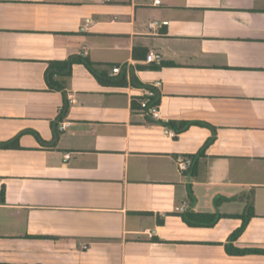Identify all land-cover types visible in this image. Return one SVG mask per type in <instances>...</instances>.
I'll return each instance as SVG.
<instances>
[{"label":"crops","instance_id":"crops-1","mask_svg":"<svg viewBox=\"0 0 264 264\" xmlns=\"http://www.w3.org/2000/svg\"><path fill=\"white\" fill-rule=\"evenodd\" d=\"M72 56L106 83L75 64L49 89L48 63ZM156 82L159 119L141 105ZM14 139L0 264H264L226 247L253 195L233 245L264 249V0H0V144ZM184 212L231 217L190 226Z\"/></svg>","mask_w":264,"mask_h":264},{"label":"trees","instance_id":"trees-1","mask_svg":"<svg viewBox=\"0 0 264 264\" xmlns=\"http://www.w3.org/2000/svg\"><path fill=\"white\" fill-rule=\"evenodd\" d=\"M75 64L84 65L96 78L100 83L105 84L106 81L104 79V75L101 74L98 70V65L92 62L87 57L80 56H72L64 61H51L48 63V67L45 72V80L49 89L56 91H65L67 86L68 79L72 76L73 66ZM68 102H65V108L67 107ZM168 127L174 129L177 133H182L189 129L192 125H199L203 127H208L214 133H216V128L210 124L203 122H167L165 123ZM215 137H211L208 139L204 147L194 155L190 157L193 160L200 159L205 156V152L207 147L213 143ZM0 147L5 149H18L19 141L18 139H14L12 141H8L6 143H1ZM255 215L254 211V201L253 195H250L249 203L245 209V212L242 215H238L239 218L242 219L243 223L240 228H238L230 237L229 243L226 245L227 251L231 255H246V254H263L264 249H239L236 248L233 243L237 241V239L241 236V234L245 231L248 223L251 218ZM183 220L190 226H206L211 227L217 223L220 217H231L230 215H218L211 213H195V212H184L182 214Z\"/></svg>","mask_w":264,"mask_h":264},{"label":"built area","instance_id":"built-area-1","mask_svg":"<svg viewBox=\"0 0 264 264\" xmlns=\"http://www.w3.org/2000/svg\"><path fill=\"white\" fill-rule=\"evenodd\" d=\"M162 4V0H154V5L155 6H159ZM153 26V25H151ZM162 61V56L159 53H155V52H150L149 55L147 56V62L148 63H154V62H161ZM121 71V68L119 67H115L113 69V73L117 74ZM162 86V82H156L154 88H150L148 90H146V99L142 100L141 105L143 107V109H145L152 117L159 119L160 117V107L157 105H151V100L150 98L155 97L156 96V89H160ZM70 123L69 122H64L61 124L60 129L61 130H65L67 127H69ZM66 160H68L69 158H71L70 154H67L65 156ZM192 164V159L187 158V159H183V160H179L178 161V168L181 171H185L187 170L190 165ZM0 189H1V184H0ZM179 211L183 212L185 210V207H179L178 208Z\"/></svg>","mask_w":264,"mask_h":264}]
</instances>
